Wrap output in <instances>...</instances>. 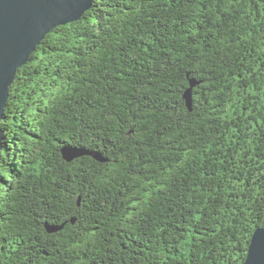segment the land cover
Masks as SVG:
<instances>
[{
    "label": "trees",
    "instance_id": "obj_1",
    "mask_svg": "<svg viewBox=\"0 0 264 264\" xmlns=\"http://www.w3.org/2000/svg\"><path fill=\"white\" fill-rule=\"evenodd\" d=\"M0 127V264H243L264 0H94L17 68Z\"/></svg>",
    "mask_w": 264,
    "mask_h": 264
},
{
    "label": "water",
    "instance_id": "obj_2",
    "mask_svg": "<svg viewBox=\"0 0 264 264\" xmlns=\"http://www.w3.org/2000/svg\"><path fill=\"white\" fill-rule=\"evenodd\" d=\"M94 0H0V121L15 80L17 68L27 63L37 46L59 25H67L87 11ZM191 107L192 89L185 92ZM4 131L0 127V152ZM88 151L65 147L63 157L67 161ZM91 154V153H89ZM103 160L100 154L94 155ZM243 264H264V226L257 228L248 247Z\"/></svg>",
    "mask_w": 264,
    "mask_h": 264
}]
</instances>
